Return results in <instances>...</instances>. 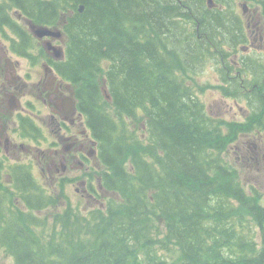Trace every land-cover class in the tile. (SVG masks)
I'll return each mask as SVG.
<instances>
[{"label":"trees","instance_id":"trees-1","mask_svg":"<svg viewBox=\"0 0 264 264\" xmlns=\"http://www.w3.org/2000/svg\"><path fill=\"white\" fill-rule=\"evenodd\" d=\"M214 1H0V30L18 37L17 50L31 40L13 9L65 34L58 71L97 141L100 183L115 194L104 209L68 205L49 223L37 212L56 197L29 167H13L15 197L0 196V250L12 264H264L262 194L247 193L223 157L239 136L264 130V83L250 59L247 85H216L245 99L238 121L208 114L186 81L208 59L223 73L224 48L241 39L224 35L237 0ZM138 111L147 142L124 122Z\"/></svg>","mask_w":264,"mask_h":264},{"label":"flooded vegetation","instance_id":"flooded-vegetation-1","mask_svg":"<svg viewBox=\"0 0 264 264\" xmlns=\"http://www.w3.org/2000/svg\"><path fill=\"white\" fill-rule=\"evenodd\" d=\"M229 15L225 16V38L237 34L241 39L237 44L228 42L224 48L228 56L221 58L223 73H219V82L223 83L225 78L226 81H238L242 86L247 85L249 82L244 80L243 64L252 59L257 68L255 74L264 83V70L261 71V64H264V0L236 1L234 15ZM12 18L18 26L29 21L26 15H20L17 11H13ZM15 36L4 29L0 30V43H3V37L11 41L15 40ZM49 40L60 49L56 47L58 50H55L49 44L44 45V39H37V45L32 40L33 43L30 42V46L25 49L18 47L17 50L11 45L4 49L0 46L2 53L7 52L3 55L9 63L12 60L10 48L16 54L23 52L28 60L34 55L33 68L37 70L34 82H30V72L23 79L22 75L10 70L8 82L0 83V132L3 135L0 137V149L4 155L0 164L7 173L0 188L7 186V199L11 195L15 197L12 168L20 167L21 158L25 159L20 155L21 150L25 154L33 150L37 152V162L41 170L47 171L52 179L59 182L68 181L69 184L77 185L74 187L76 193L91 202L93 207H100L103 206L100 194L109 192L102 187L99 175L89 172L91 169L100 170L97 141L90 134L84 114L77 108L73 85L58 71L60 63L66 59L64 38L61 37L60 41L55 42L53 39ZM227 62L230 66L225 65ZM35 104L38 107L33 110ZM44 129L49 131L48 135L44 133ZM250 137L251 142L244 141L248 148L244 144L233 147L235 158L246 169H252L254 164L264 160V149L260 141L256 140L254 134ZM25 140L31 143H26ZM29 155L25 156L28 162ZM27 161L23 162L24 166L30 167L31 164ZM81 169L85 172L79 175L78 170ZM7 176L10 178L9 184ZM2 192L6 193L1 191L0 196Z\"/></svg>","mask_w":264,"mask_h":264},{"label":"rangeland","instance_id":"rangeland-1","mask_svg":"<svg viewBox=\"0 0 264 264\" xmlns=\"http://www.w3.org/2000/svg\"><path fill=\"white\" fill-rule=\"evenodd\" d=\"M3 2V0H0ZM240 1V0H237ZM228 3H226L227 5ZM232 4V2H231ZM217 3L215 4V1L213 0L212 5L210 8L216 7ZM238 11L240 12V8L238 5ZM11 15H13V10L10 12ZM25 31H23L26 35H28L33 43L32 40H35L34 44L37 45L36 40L37 39H44L46 42H50L49 39L53 38V41H60L59 37H51V36H42L38 37L35 35V33L28 27L27 24H22ZM59 28V27H56ZM60 29V28H59ZM6 32V31H5ZM63 32V31H62ZM62 37L65 41V34H62ZM15 38H17L15 36ZM18 39V38H17ZM3 43H0V46H2L4 49L8 48L10 45L13 47L14 41H9L2 38ZM66 43V42H65ZM37 52H40V50H37ZM7 54V52L2 53L0 48V83L3 81L9 80V71H15L16 73H19L22 75L23 79L28 77V73L30 72L32 74V77L30 79V82L35 81V75L37 70L33 67H35L33 56L30 57L28 60L26 58V55L19 53H13L11 48L9 50V54L11 57V61L9 63V60L3 55ZM240 56V53H239ZM15 60L17 63H15ZM216 59L210 60L208 59L206 62H204L202 65H200L196 72L194 73L193 78H188L187 83L191 84L197 96L199 97L200 101L203 103V107L205 111L210 114L213 117L216 118H222L225 120H243L247 114L249 113V109L247 106V103L244 98L242 97H234V96H226L223 94L220 88H218L216 85H221L219 82V72L217 70L216 66ZM31 66H29V64ZM22 69V71H20ZM38 107V104H35V107L33 110H36ZM124 122L126 125L129 126L130 130L134 132L136 135L140 136L144 141L147 142V130L145 129V117L143 112H137L134 116H130L129 118L125 117ZM44 133L48 135L49 131L44 129ZM48 131V132H47ZM255 135L256 140L260 141V144L262 148L264 149V130L260 131L258 133H252ZM251 134V135H252ZM248 135H242L239 136V138L231 143L227 149V153L223 154V157L225 160H228L229 164L232 165L237 169L239 179L241 181V184L243 185L244 189L247 193H251L250 190L252 188L256 189L258 192L262 194V200L261 203L264 204V160H261L257 165L254 164V166L249 169H246L242 163H239L238 160L235 158L236 154L234 153L233 147L236 144H244L248 148V144L245 142H251V136ZM2 131L0 132V137H2ZM245 141V142H244ZM258 141V142H259ZM26 143H31L30 141L25 140ZM251 144H249V147ZM27 147V146H26ZM0 149V159L2 160L4 158V155L1 153ZM24 152L21 150L20 155L23 156L25 159L27 155H29L30 162L27 160L21 158L20 163L21 166H24L25 162L31 164L30 171L33 174L34 178L37 180V182L44 188L47 194H53L56 197L57 203L54 206H51L46 209H42L38 211V215L40 217H44L46 215L48 222H51V213L53 212H60L68 205L72 206L73 208H77L80 212L84 213L88 211L90 208H93V204L91 202H87V199H83L78 193L75 192L74 187L77 185L69 184L68 181L59 182L57 179H52V177L47 174V171L41 170L38 162H37V152L30 150L27 154H23ZM32 153V154H31ZM4 162V161H3ZM24 162V163H23ZM97 168V167H95ZM103 169V166H101L100 163V170ZM99 171L96 169H91L89 172H95L94 175H99ZM83 169L78 170L79 175L84 173ZM88 173V172H86ZM6 172L3 171L2 165L0 164V184H2V181L5 182L6 180ZM75 175V171L73 172ZM9 176H7V183L9 184ZM96 183V182H95ZM7 184V185H8ZM4 191L7 192V186H3L0 188V192ZM114 197L115 194L107 193V194H100V198L103 206H94L99 207L101 209H104L105 203L108 198ZM0 264H12V258L8 255H6L2 250H0Z\"/></svg>","mask_w":264,"mask_h":264},{"label":"water","instance_id":"water-1","mask_svg":"<svg viewBox=\"0 0 264 264\" xmlns=\"http://www.w3.org/2000/svg\"><path fill=\"white\" fill-rule=\"evenodd\" d=\"M208 3L211 4V0H208ZM84 9V6L82 4L79 5L78 7V11L82 12ZM29 22V27L30 29H32V31L35 33L36 36L38 37H42L44 35L46 36H51V37H60L61 36V32L60 30H53L44 26H37L33 23Z\"/></svg>","mask_w":264,"mask_h":264}]
</instances>
